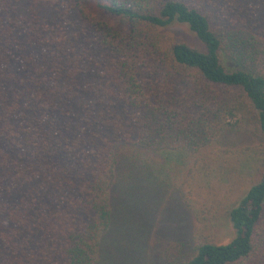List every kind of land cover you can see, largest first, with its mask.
<instances>
[{
	"label": "trees",
	"instance_id": "obj_1",
	"mask_svg": "<svg viewBox=\"0 0 264 264\" xmlns=\"http://www.w3.org/2000/svg\"><path fill=\"white\" fill-rule=\"evenodd\" d=\"M158 212L165 264H264V0H0V264H132Z\"/></svg>",
	"mask_w": 264,
	"mask_h": 264
},
{
	"label": "rangeland",
	"instance_id": "obj_2",
	"mask_svg": "<svg viewBox=\"0 0 264 264\" xmlns=\"http://www.w3.org/2000/svg\"><path fill=\"white\" fill-rule=\"evenodd\" d=\"M260 140H263V139L261 138ZM151 220L153 221L154 227L149 236V242H148L149 246H148L147 252L144 253L141 258L138 256L139 260H137L136 262L133 261L134 264H165V261L163 259L165 255V251H166L165 249L170 243H172V241H166L164 237L165 232L160 230V228L161 229L165 228V230H167V223L165 224L163 228L162 226H160V223H161L160 212H158V214L154 213ZM180 220L181 222H183V225L187 224V227L189 229L190 228L193 229V220L190 214H186V215L183 214L182 219ZM163 223L164 222L162 221V224ZM221 232L222 231H218V233H221ZM217 237L220 239L221 244H226L231 239L230 236H227L225 234H217ZM185 240H187V238Z\"/></svg>",
	"mask_w": 264,
	"mask_h": 264
}]
</instances>
